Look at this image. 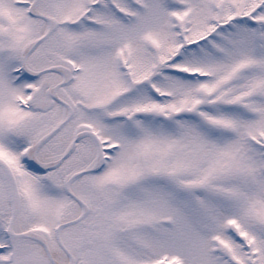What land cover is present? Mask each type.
I'll return each mask as SVG.
<instances>
[{
  "label": "snow or ice",
  "instance_id": "1",
  "mask_svg": "<svg viewBox=\"0 0 264 264\" xmlns=\"http://www.w3.org/2000/svg\"><path fill=\"white\" fill-rule=\"evenodd\" d=\"M0 264H264V0H0Z\"/></svg>",
  "mask_w": 264,
  "mask_h": 264
}]
</instances>
